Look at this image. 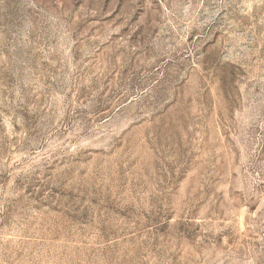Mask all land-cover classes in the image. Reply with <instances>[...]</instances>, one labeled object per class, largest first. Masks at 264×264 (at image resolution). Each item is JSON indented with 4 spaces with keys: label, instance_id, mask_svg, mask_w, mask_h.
Segmentation results:
<instances>
[{
    "label": "rangeland",
    "instance_id": "rangeland-1",
    "mask_svg": "<svg viewBox=\"0 0 264 264\" xmlns=\"http://www.w3.org/2000/svg\"><path fill=\"white\" fill-rule=\"evenodd\" d=\"M0 264H264V0H0Z\"/></svg>",
    "mask_w": 264,
    "mask_h": 264
}]
</instances>
